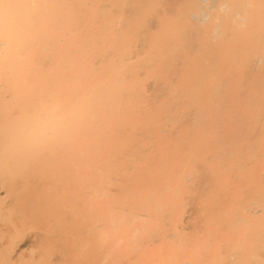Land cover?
Listing matches in <instances>:
<instances>
[{"label":"bare ground","instance_id":"6f19581e","mask_svg":"<svg viewBox=\"0 0 264 264\" xmlns=\"http://www.w3.org/2000/svg\"><path fill=\"white\" fill-rule=\"evenodd\" d=\"M27 3L25 40L0 29V264H264V0Z\"/></svg>","mask_w":264,"mask_h":264},{"label":"clouds","instance_id":"9594fccd","mask_svg":"<svg viewBox=\"0 0 264 264\" xmlns=\"http://www.w3.org/2000/svg\"><path fill=\"white\" fill-rule=\"evenodd\" d=\"M31 27L32 13L27 0L13 3L0 0V29L7 30L21 42L26 39ZM69 118L70 114L59 105L38 112L14 131V145L20 149L31 147L61 130Z\"/></svg>","mask_w":264,"mask_h":264}]
</instances>
